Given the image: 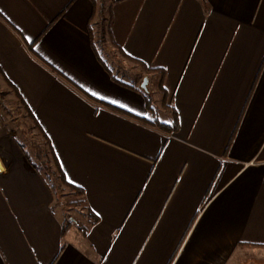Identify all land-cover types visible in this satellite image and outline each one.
<instances>
[{
    "label": "crops",
    "instance_id": "0c3cea01",
    "mask_svg": "<svg viewBox=\"0 0 264 264\" xmlns=\"http://www.w3.org/2000/svg\"><path fill=\"white\" fill-rule=\"evenodd\" d=\"M3 107L83 220L1 174L0 264H264V0H0Z\"/></svg>",
    "mask_w": 264,
    "mask_h": 264
},
{
    "label": "rangeland",
    "instance_id": "374dc122",
    "mask_svg": "<svg viewBox=\"0 0 264 264\" xmlns=\"http://www.w3.org/2000/svg\"><path fill=\"white\" fill-rule=\"evenodd\" d=\"M108 17L109 9L107 4L99 2L97 4V10L95 14L96 21L93 23L92 28L95 35L98 34V32H100L102 29L107 28ZM99 38H102V36L100 35ZM0 112V120L4 125L6 132L10 134V131H14L16 136L14 138L16 142L21 143L23 151H25V153L30 156V160L36 162L40 167H44L45 165L47 166V169L43 170V173L46 175L47 181L52 182L54 185L53 192L57 201L56 203L62 206L63 210L65 211V219H75L79 222H82L83 217L81 207H71L68 203L70 192L55 177V167L53 162H51L49 159L47 160V154L45 151H42V149H44L43 141L39 140V135L37 132H34L30 125V120L26 116L20 114V112L16 109L8 111L7 108L3 107L0 108ZM37 154H39V157Z\"/></svg>",
    "mask_w": 264,
    "mask_h": 264
},
{
    "label": "built area",
    "instance_id": "2783aa9c",
    "mask_svg": "<svg viewBox=\"0 0 264 264\" xmlns=\"http://www.w3.org/2000/svg\"><path fill=\"white\" fill-rule=\"evenodd\" d=\"M33 167V162L26 158L19 144L8 135L0 121V175Z\"/></svg>",
    "mask_w": 264,
    "mask_h": 264
},
{
    "label": "trees",
    "instance_id": "16d2710c",
    "mask_svg": "<svg viewBox=\"0 0 264 264\" xmlns=\"http://www.w3.org/2000/svg\"><path fill=\"white\" fill-rule=\"evenodd\" d=\"M155 126H157L158 128H161L163 130H168V128L165 126V124H161L159 122H156ZM25 155L30 159V157L26 153H25ZM33 165L35 166V163H33ZM36 165L38 168H40V166H38V164H36ZM41 168H43V170H46L47 166L45 165L44 167H41ZM61 182L64 184V186L69 188L70 192L72 193V196L69 199L70 206H77V205L83 204V199L81 198L82 197L81 189L67 184V182L64 180V178H61Z\"/></svg>",
    "mask_w": 264,
    "mask_h": 264
},
{
    "label": "water",
    "instance_id": "95a60500",
    "mask_svg": "<svg viewBox=\"0 0 264 264\" xmlns=\"http://www.w3.org/2000/svg\"><path fill=\"white\" fill-rule=\"evenodd\" d=\"M146 82H147V80L144 79V81H143V83H142V85H141V87H142L144 90H146ZM7 110H9V109L7 108Z\"/></svg>",
    "mask_w": 264,
    "mask_h": 264
},
{
    "label": "bare ground",
    "instance_id": "6f19581e",
    "mask_svg": "<svg viewBox=\"0 0 264 264\" xmlns=\"http://www.w3.org/2000/svg\"><path fill=\"white\" fill-rule=\"evenodd\" d=\"M19 147H20V145H19ZM24 153V152H23ZM24 155H25V153H24ZM26 156V155H25ZM26 158L30 161V159L26 156Z\"/></svg>",
    "mask_w": 264,
    "mask_h": 264
}]
</instances>
